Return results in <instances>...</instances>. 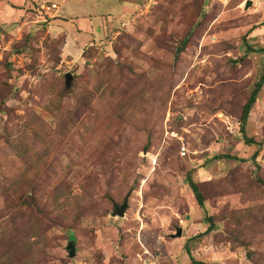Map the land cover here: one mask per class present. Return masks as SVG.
<instances>
[{
    "label": "rangeland",
    "instance_id": "374dc122",
    "mask_svg": "<svg viewBox=\"0 0 264 264\" xmlns=\"http://www.w3.org/2000/svg\"><path fill=\"white\" fill-rule=\"evenodd\" d=\"M258 48L264 0H0V240L43 232L32 251L5 245L0 264H191L186 247L264 264V85L245 128L255 144L239 132ZM57 186L68 204L48 217ZM23 195L44 215L23 211L20 234Z\"/></svg>",
    "mask_w": 264,
    "mask_h": 264
},
{
    "label": "trees",
    "instance_id": "16d2710c",
    "mask_svg": "<svg viewBox=\"0 0 264 264\" xmlns=\"http://www.w3.org/2000/svg\"><path fill=\"white\" fill-rule=\"evenodd\" d=\"M250 51L258 52V53H264V49H260V48L252 49V50L250 49ZM263 85H264V68H263V71H262V74H261L259 80L255 83L251 94L246 98L244 104L241 107V111H240L239 132L243 136L245 144L248 146H252L255 143L253 142L252 139L248 138L245 135V128H246V125L248 122L250 111H251L253 105L255 104V102L257 100V96H258L259 92L261 91ZM256 156H257V152H255V154L252 155V158L255 159ZM220 157L224 158V159H229V160H237L238 159V158L231 157L229 155L216 156V159H219ZM186 181H187V184H188V187H189L191 193L193 194V197H194L197 205L199 206V208L204 209V207H205L204 198H203L202 191L200 190L199 183H196L192 179V176L190 173L186 176ZM62 188H63V186H57V187L49 190L47 196H48V198H50V205L48 207H45L42 204L44 207H43L41 212H46L48 214V217H49L51 211H52L51 212V216H52L55 208L59 209L61 207V203L59 202L60 198H63V204H68L69 198H67L68 196L66 195L68 192H65V193L62 192ZM87 190H88V192L90 191L88 188H84V192L86 195H87ZM17 202L19 204V206L17 208V213L12 218L10 223L14 225L12 229L19 231L20 234H23V228L26 226L25 225L22 226V224H20V225L15 224V221H17L16 219L20 218L21 215H23L21 213L23 211H27V212L28 211H34L33 213H38V214H42V215H44V213H41L39 211L36 198H34V197H28L26 195L18 196ZM77 202L79 203V201H77ZM78 203H77V205H78ZM85 208L80 207L81 210H84ZM251 211H248L247 215L244 216L243 218H240L239 221H241L243 219H245V220L255 219V215L252 214ZM53 220L56 222V225H58L57 222H59V221L57 220V218L55 217V218H53ZM206 221L209 223V226H208L206 232L209 233L215 228V225H214L213 220L210 216L206 217ZM26 228H27L26 233L31 232L32 237L36 238L35 241L31 242L29 237L24 236V240L22 241V244L19 245V243L21 241L20 239H18L17 241H14V242L9 241L8 239L7 240L3 239V241L0 240V252L7 250V247H5V245H8L9 247L17 246L20 249V251H24V250L27 252L32 251V249L37 244V239L43 235V232H41L39 230L37 224H35V223H32L31 225H29ZM240 243L242 246L246 247L245 244H243L242 242H240ZM186 251H187L188 256L190 257L191 264H212V263L203 262L202 260L194 259L190 255V251L187 249V247H186Z\"/></svg>",
    "mask_w": 264,
    "mask_h": 264
},
{
    "label": "water",
    "instance_id": "95a60500",
    "mask_svg": "<svg viewBox=\"0 0 264 264\" xmlns=\"http://www.w3.org/2000/svg\"><path fill=\"white\" fill-rule=\"evenodd\" d=\"M250 1H248L246 4H245V8L247 9L249 6H250ZM180 52V48H178L175 52V56H174V59L176 60L177 59V56ZM69 80H70V75H66V84L69 83ZM143 153L145 154L146 151L144 150ZM127 200H128V196L124 199L123 203L121 206H115L114 207V210L113 212L111 213V216L112 217H123L124 214H125V211L127 210ZM181 236V228H178L177 231H176V237H180ZM67 251H68V255L69 257H73L75 255V252H74V249H73V246L71 245V243H69V245L67 246ZM247 257H248V254H247Z\"/></svg>",
    "mask_w": 264,
    "mask_h": 264
},
{
    "label": "built area",
    "instance_id": "2783aa9c",
    "mask_svg": "<svg viewBox=\"0 0 264 264\" xmlns=\"http://www.w3.org/2000/svg\"><path fill=\"white\" fill-rule=\"evenodd\" d=\"M51 7H53V9H56V5H52V4H51Z\"/></svg>",
    "mask_w": 264,
    "mask_h": 264
},
{
    "label": "crops",
    "instance_id": "0c3cea01",
    "mask_svg": "<svg viewBox=\"0 0 264 264\" xmlns=\"http://www.w3.org/2000/svg\"><path fill=\"white\" fill-rule=\"evenodd\" d=\"M77 31V30H76ZM79 31V30H78ZM78 36H83V35H78ZM71 37H73L74 38V36L72 35Z\"/></svg>",
    "mask_w": 264,
    "mask_h": 264
}]
</instances>
